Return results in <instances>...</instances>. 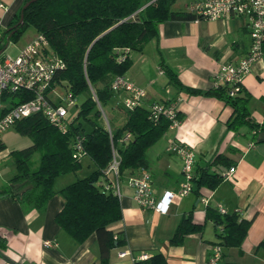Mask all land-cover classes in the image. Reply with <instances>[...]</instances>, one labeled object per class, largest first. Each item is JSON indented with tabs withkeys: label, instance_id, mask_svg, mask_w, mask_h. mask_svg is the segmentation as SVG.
<instances>
[{
	"label": "crops",
	"instance_id": "1",
	"mask_svg": "<svg viewBox=\"0 0 264 264\" xmlns=\"http://www.w3.org/2000/svg\"><path fill=\"white\" fill-rule=\"evenodd\" d=\"M192 1L179 6L175 0L172 9L189 11ZM23 2L0 0L4 29ZM250 44L244 17L166 20L158 24L156 38L147 41L142 50L130 52V67L124 75L146 90L143 106L170 100L179 112V124L168 128L146 150L155 195L159 197L165 190L175 192L182 177L181 158L166 149L171 141L183 142L194 151L197 172L217 154L229 160L235 171L213 189L197 188L194 183L192 192L173 197L166 214L139 207L124 176L119 198L122 219L112 228L123 231L126 243L110 251L108 264H135L143 253L147 257L162 253L167 264H209L211 247L219 238L218 228L206 218V209L220 207L227 212L237 211L250 225L240 249L222 248L217 264H264V129L228 130L226 122L232 107L207 92L215 87L219 66L243 57ZM170 73L179 83L172 80ZM241 93L249 97L251 118L258 123L264 121V57L243 78ZM9 151L0 150V189L15 173ZM230 166L213 164L209 172L221 174ZM57 180L60 185H53L56 191L67 185V177L57 176L54 184ZM63 204L58 193L44 209L24 208L10 194H0V264H99L95 234L79 243L56 222L55 216ZM188 213L193 222L202 226L201 230L186 234L180 244L171 243L175 228ZM46 240H53L55 245L44 246ZM122 250L130 254L120 257L118 252Z\"/></svg>",
	"mask_w": 264,
	"mask_h": 264
},
{
	"label": "trees",
	"instance_id": "2",
	"mask_svg": "<svg viewBox=\"0 0 264 264\" xmlns=\"http://www.w3.org/2000/svg\"><path fill=\"white\" fill-rule=\"evenodd\" d=\"M26 1L4 29L0 49L7 41L16 40L27 27L33 26L48 39L53 52L64 61V66L55 73V82L75 97L85 94V99L66 133L59 131L41 114H32L14 123L15 130L29 136L32 143L9 152L15 173L0 189V194H10L24 208L44 209L48 200L58 193L64 204L55 216L56 222L79 243L95 234L99 264H108L110 251L126 243L123 231L112 228L122 219L119 198L104 190L101 184L106 179L103 169L111 159V145L119 151L122 178L138 167H147L146 150L166 132L169 121L162 118L154 124L145 106L125 110L124 122L111 128L110 138L107 127L99 122L98 103L102 106L115 94L110 85L112 78L129 69L131 51L142 50L147 41L158 36V24L166 20H195L196 15L173 10L175 0H35L23 9ZM21 11L23 18L19 23ZM170 76L179 83L173 73ZM228 90L226 85H218L207 91L232 107L227 129L237 131L247 127L254 132L264 129V121L258 123L251 118L248 95L241 93V89L239 94L231 96ZM29 97L27 95L26 99ZM125 131L131 132L133 137L123 146L119 140ZM75 134L83 135L86 156L94 168L88 175L56 191L53 185L57 176L76 172L81 167L71 144ZM3 146L1 143L0 150ZM35 153L39 157L37 165L33 166L31 159ZM217 163L232 165L217 154L205 167L198 169L197 188L213 189L223 180L221 174L209 172V168ZM27 185L28 188L18 192ZM206 218L218 228L219 242L216 244L222 248L240 249L249 220L242 219L237 211L220 212L213 208L206 209ZM201 228L188 213L175 228L170 242L180 244L186 234ZM135 264H167V261L162 253H155L145 259H135Z\"/></svg>",
	"mask_w": 264,
	"mask_h": 264
},
{
	"label": "built area",
	"instance_id": "3",
	"mask_svg": "<svg viewBox=\"0 0 264 264\" xmlns=\"http://www.w3.org/2000/svg\"><path fill=\"white\" fill-rule=\"evenodd\" d=\"M189 12L199 19H223L231 16L244 17L251 37L248 52L237 60L222 63L216 72L215 87L226 85L231 96L239 94L242 80L253 64L264 57L262 43H264V0H193ZM4 28L0 21V41L4 38ZM5 48V47H4ZM0 49V131L13 127L21 118L32 114H41L47 121L62 133L69 130L75 122L77 113L68 116V107L76 104V97L69 91L58 100L53 99V91L58 85L54 76L57 70L64 66V61L51 49L48 39L38 33L28 43L22 46L14 55L3 54ZM120 60H123L121 58ZM111 90L115 94L124 93L122 105L125 110H133L143 106L146 90L135 85L124 74L115 75L111 80ZM30 97L26 99V96ZM94 99L97 100L94 95ZM99 107L100 104L98 103ZM148 117L154 123L162 118L169 121V128L179 124V112L174 101H153L148 107ZM111 138V127L107 125ZM133 134L125 131L119 142L125 146L132 139ZM1 144V139H0ZM74 157L80 160L86 156L84 137L75 134L72 137ZM176 153L182 160V177L175 192L165 190L161 196L154 193L151 174L147 167H138L126 175L125 182L132 190L135 203L144 209H152L160 214L169 211L174 196H184L194 189L195 179L199 173L195 170L194 151L183 142L171 141L166 148ZM120 154L116 146L111 145V159L103 169L106 179L101 182L104 190L111 191L118 198L121 197V179L119 174ZM235 171L230 166L221 173L223 180L229 179ZM220 212L226 210L219 208ZM44 246L55 245L53 240L44 241ZM130 254L126 250L118 252L120 257ZM222 257V247L215 244L211 247L208 257L209 264H217ZM147 258L141 254L137 259ZM24 264V263H19Z\"/></svg>",
	"mask_w": 264,
	"mask_h": 264
},
{
	"label": "rangeland",
	"instance_id": "4",
	"mask_svg": "<svg viewBox=\"0 0 264 264\" xmlns=\"http://www.w3.org/2000/svg\"><path fill=\"white\" fill-rule=\"evenodd\" d=\"M180 5L182 6L186 0H177ZM37 34V30L33 26L27 27L23 33L16 39V40H9L2 52L3 54H11L14 55L18 52V50L27 42H29L35 35ZM65 95V90L61 86H57L53 91V99L58 100ZM124 93L120 94H113L111 99L103 104L100 105L99 109L101 111V117L99 118V122L107 127H118L121 123L125 120V109L122 105V98ZM85 99V94H81L76 97V104H72L68 107V116H74L80 107V103ZM119 104L116 105V103ZM116 105V106H113ZM84 123V121H83ZM0 139L1 143L4 145L3 148H7L8 150H18L24 147L29 146L32 143V140L29 136L20 134L15 130L14 127H9L7 129H3L0 131ZM9 151V152H10ZM39 154L35 153L32 156V164L33 166L37 165L38 163ZM9 160L10 157H7ZM81 167L76 172H68L65 174H61L64 177H67V184L72 182L77 178H82L88 175L94 167V164L91 162L88 156H83L80 159ZM60 176V175H59ZM69 180V181H68ZM123 182V177L121 179ZM60 185V180H57L54 186L57 188Z\"/></svg>",
	"mask_w": 264,
	"mask_h": 264
},
{
	"label": "water",
	"instance_id": "5",
	"mask_svg": "<svg viewBox=\"0 0 264 264\" xmlns=\"http://www.w3.org/2000/svg\"><path fill=\"white\" fill-rule=\"evenodd\" d=\"M33 1H35V0H28V1H26V2L24 3V5H23L22 8H23V9L26 8V7H27L31 2H33ZM148 3H149V2H148ZM148 3H146L145 5H147ZM145 5H144V6H145ZM144 6H142V7H144ZM142 7H141V8H142ZM23 9H22V10H23ZM22 18H23V14H22V11H21L20 18H19V21H18L19 23L22 22ZM28 187H29V185H27V186L21 188L18 192H21V191H23L24 189H26V188H28Z\"/></svg>",
	"mask_w": 264,
	"mask_h": 264
}]
</instances>
